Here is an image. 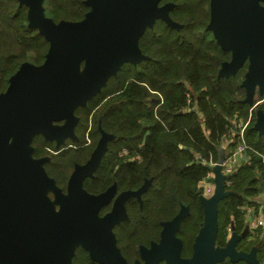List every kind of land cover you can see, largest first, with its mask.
Segmentation results:
<instances>
[{
  "label": "water",
  "instance_id": "1",
  "mask_svg": "<svg viewBox=\"0 0 264 264\" xmlns=\"http://www.w3.org/2000/svg\"><path fill=\"white\" fill-rule=\"evenodd\" d=\"M42 1L19 0L27 6L28 26L37 28L49 43L44 60L40 64L22 62L0 92V264H71L77 245L99 263L126 264L110 231L118 219L115 208L98 217L106 192L92 194L83 187L111 135L103 132L90 158L75 165L65 193L40 165L43 159L31 156L28 143L35 133L55 139L57 146L65 137L75 138V108L84 106L124 63L135 65L148 58L138 45L145 29L156 19L176 28L181 24L169 16L174 6L171 1L159 5L160 0H84L90 9L82 19L57 22L44 14ZM206 29L222 50L231 53L221 63L218 77L234 75L248 62L241 82L242 101L252 105L256 91L264 94V0H209ZM253 128L264 132L262 108L256 111ZM225 153V147H219L215 166L208 167L214 173L215 188L208 198L200 195L203 222L191 256L181 255V239L175 235L188 215L185 206L162 222L160 242L152 243L150 249L142 247L144 261L135 264H159L160 260L165 264H217L225 257L260 264L256 249L248 253L236 249V234L225 246L214 245L218 202L235 194L223 185L220 164ZM148 182L136 191L123 192L117 202L138 195ZM49 190L54 199L47 194ZM231 230L235 231L233 225Z\"/></svg>",
  "mask_w": 264,
  "mask_h": 264
},
{
  "label": "trees",
  "instance_id": "2",
  "mask_svg": "<svg viewBox=\"0 0 264 264\" xmlns=\"http://www.w3.org/2000/svg\"><path fill=\"white\" fill-rule=\"evenodd\" d=\"M83 1L43 0L42 5L44 14L55 22L75 21L89 10ZM167 1L174 3L169 15L181 27L156 19L153 27H147L138 40L141 52L148 58L135 65L124 63L74 113L79 117L78 131L86 129L92 114L94 124L100 120L103 127L117 135L120 147L134 148L141 144L135 177L139 179L137 183L152 178L147 196L144 195L142 217L150 221L146 216L150 212L152 221L156 222L160 217L174 215L180 205L188 206L189 214L178 234L183 242L181 255L190 257L203 222L198 182L209 171L208 166L195 161V152L216 160L217 149L232 132L230 121L246 120L250 106L242 101L245 96L242 69L229 77H218L221 63L229 59V54L206 29L209 0H160L159 5ZM48 46L38 29L28 26L24 3L0 0V91L6 88L9 76L22 62L41 63ZM254 121L255 117L251 118L244 130L247 143L256 151L249 150L251 164L241 167L231 177L233 183L228 189L235 194L221 198L217 205L218 229L214 242L219 247L225 246L227 228L231 225L235 231L243 232L245 222L240 206L264 187V132L253 128ZM228 138L232 142L233 138ZM228 146L232 147L233 142ZM74 159L81 160L83 155L74 153L67 159V173ZM104 165L105 161L100 169ZM56 182L65 187L60 178ZM84 187L90 190L86 181ZM254 239L249 241L242 236L236 249L250 251L258 244L255 256L260 263L264 259V235L260 231ZM81 258L87 259L86 254L80 253L79 258V264H86ZM217 264L248 263L227 257Z\"/></svg>",
  "mask_w": 264,
  "mask_h": 264
},
{
  "label": "flooded vegetation",
  "instance_id": "3",
  "mask_svg": "<svg viewBox=\"0 0 264 264\" xmlns=\"http://www.w3.org/2000/svg\"><path fill=\"white\" fill-rule=\"evenodd\" d=\"M5 89L3 91H5ZM249 106L251 105L249 104ZM94 109L92 111H94ZM92 117V114H90L88 126L83 132L78 131V117V120L73 127L75 138H71L69 136L65 137L59 146L56 145L55 139H47L41 133H35L31 137V141L28 143L31 145V156L35 159H43L40 165L44 168L49 176L54 178L55 182L57 181V178H60L61 182L65 183V187H61V191L65 193L69 176L75 168V165L84 164L90 158L103 132L111 135V137L106 139V149L100 159L99 164L90 175H87L84 178L83 187L84 182L86 181L90 186V190L85 187L84 188L89 193L98 194L101 192H106L103 203L99 206L97 211L98 217H102L107 213L112 212L115 208L118 219L110 226V231L112 232L114 238V246L118 250L120 256L125 260L126 264H135L136 261L143 263L144 260L141 255V248L144 247L146 249H150L152 243L158 244L160 242L161 232L163 229L162 222L170 220L179 212L181 207H185L186 205H180L174 215L169 217L166 216L164 218L160 217V219H158L156 222L152 221L153 214L150 212L146 213V216L150 219V221L144 220L142 217L143 202L146 200L148 190L150 189L149 187L152 185V178H144L140 183H137L139 179H136L137 177H135L138 174L137 164L140 163L141 159V144L134 148L127 146L120 147V145L117 143V135L113 131L103 127L100 120L94 124ZM62 123L63 121L56 122V124ZM121 126L124 127V125ZM9 141H11V139ZM74 153H81L83 155V159H74L71 164L72 167L67 173L65 171L67 159ZM104 161L105 165L102 169H100V166L102 163H104ZM63 170L65 172H63ZM64 178L65 180L62 181ZM147 180H149L147 187L140 191L138 195H127L123 198L122 202H117L118 197L123 192L136 191L141 188L144 182ZM145 193L146 196L144 197ZM58 206L56 208H58ZM178 230H176L175 235L181 239L178 234ZM239 234L240 235L238 236L237 241L240 240L242 236H247L248 233L246 232L243 234L241 232ZM182 245L183 242L181 239V248ZM75 250H77V252L86 254L88 260L81 258L82 263L110 264L108 261L99 263L98 261L92 260L89 256V252L80 245L75 247V255L73 254L72 258L76 256ZM244 252L248 253L249 251ZM159 264H165L164 260H160Z\"/></svg>",
  "mask_w": 264,
  "mask_h": 264
},
{
  "label": "built area",
  "instance_id": "4",
  "mask_svg": "<svg viewBox=\"0 0 264 264\" xmlns=\"http://www.w3.org/2000/svg\"><path fill=\"white\" fill-rule=\"evenodd\" d=\"M263 102H264V94L262 95L260 100L253 102V104L249 107V121L251 119V115L254 112V109ZM231 125H232V132L228 133L227 136L224 137L226 140L224 145L228 149L226 150V147L223 145L225 147L226 153H225V158L220 164V172L223 175V185L225 190H229L228 187L233 183L231 177H233L241 167L249 166L251 164V161L249 159V150L254 151L245 139L244 130L246 125H243L242 127L239 125L238 128H236L233 124ZM228 137L233 138L232 147L228 146L229 144L232 143L231 139ZM257 154L260 155L259 153ZM195 161L208 167L215 166L216 164V160H213L211 156L209 158H205L200 152H195ZM213 178H214V173L211 169H209L206 175L198 182V187L201 188L200 195H202L203 197L208 198L213 194L215 188V183L213 181ZM249 202L256 205L258 208V212L261 213V217L257 219V225H264V187L261 188V190L255 196H251V197L248 196L246 201L240 206V210H242L243 212L245 229L248 235H249V215L254 211V207L249 206ZM229 228L231 229V227ZM260 264H264V259L261 260Z\"/></svg>",
  "mask_w": 264,
  "mask_h": 264
},
{
  "label": "rangeland",
  "instance_id": "5",
  "mask_svg": "<svg viewBox=\"0 0 264 264\" xmlns=\"http://www.w3.org/2000/svg\"><path fill=\"white\" fill-rule=\"evenodd\" d=\"M167 2H169V1H167ZM164 3V2H163ZM162 3V4H163ZM161 5V4H160ZM90 9V8H89ZM170 16V15H169ZM171 17V16H170ZM173 19V18H172ZM175 21V20H174ZM228 54H229V57H230V52H227ZM25 61H28V62H31V63H33L32 61H30V60H25ZM134 65V64H133ZM239 69H242L245 73L247 72V70H248V62H245ZM261 97H262V94H259L258 93V91H256V93L254 94V102L255 101H257V100H260L261 99ZM190 98V97H189ZM262 107H264V102L263 103H261V104H259L255 109H254V113L251 115V118H253V117H255L256 118V111H257V109H261ZM251 120V119H250ZM248 121V122H247ZM230 123L231 124H233L236 128H238V126L240 125L241 127L243 126V125H246L245 126V128L249 125V109H248V117H247V119L246 120H243L242 118H239L238 119V121H235V120H231L230 121ZM29 146H31L30 144H29ZM201 184H203V183H201ZM57 188L58 189H60V190H62V188H61V186L60 185H58L57 184ZM47 194L49 195V197L51 198V199H54V193H53V191H48L47 192ZM56 207L58 206L57 204L55 205ZM202 224V223H201ZM201 226V225H200ZM200 228V227H199ZM217 229H218V222H217ZM244 230H245V227H244ZM243 230V231H244ZM217 232V231H216ZM234 234H236L237 236H239L240 234H239V232H237V231H232L229 227L227 228V239H226V242L234 235ZM255 238V236H252V235H248L247 234V236H246V240H255L254 239ZM239 241V240H238ZM237 241V242H238ZM236 242V243H237ZM214 245L217 247V245L215 244V242H214ZM257 246H258V244H256V245H253L252 246V248L250 249V251L252 250V249H257ZM219 247V246H218ZM235 247H236V244H235ZM75 253H76V256L75 257H73L72 258V260H71V264H79V258H80V252H77V250H75ZM75 255V254H74ZM189 257V256H188ZM227 257H225L224 259H226Z\"/></svg>",
  "mask_w": 264,
  "mask_h": 264
},
{
  "label": "crops",
  "instance_id": "6",
  "mask_svg": "<svg viewBox=\"0 0 264 264\" xmlns=\"http://www.w3.org/2000/svg\"><path fill=\"white\" fill-rule=\"evenodd\" d=\"M225 142H226V140L224 139L223 144L221 146H223L225 144ZM227 149L228 148L226 147V150ZM249 206L254 207V211L249 215V234L252 236H256L261 231V232H263L262 233V236H263L264 235V225H257V219L261 217V213L258 212L257 206L254 205L253 203L249 202ZM250 228H251V230H250Z\"/></svg>",
  "mask_w": 264,
  "mask_h": 264
}]
</instances>
